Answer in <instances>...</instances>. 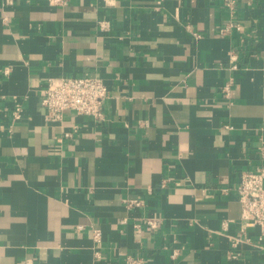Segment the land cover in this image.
Returning a JSON list of instances; mask_svg holds the SVG:
<instances>
[{
	"label": "crops",
	"instance_id": "crops-1",
	"mask_svg": "<svg viewBox=\"0 0 264 264\" xmlns=\"http://www.w3.org/2000/svg\"><path fill=\"white\" fill-rule=\"evenodd\" d=\"M6 1L0 264H264L233 190L261 163L264 0ZM82 76L107 85L105 120L47 121L46 80Z\"/></svg>",
	"mask_w": 264,
	"mask_h": 264
},
{
	"label": "built area",
	"instance_id": "built-area-1",
	"mask_svg": "<svg viewBox=\"0 0 264 264\" xmlns=\"http://www.w3.org/2000/svg\"><path fill=\"white\" fill-rule=\"evenodd\" d=\"M105 6H114L115 0H103ZM50 5H64V0H48ZM7 4L11 1L7 0ZM230 15H233L235 4L232 0H225ZM100 28L104 29L106 23H100ZM239 30L238 24L235 25ZM231 61L230 69L236 71L238 65L236 56H229ZM5 70L4 74H8ZM225 95L228 94V87L223 89ZM109 96L107 85L99 78L82 77H56L46 80L45 86L41 91L40 105L44 109V117L49 122H61L64 116L72 113L77 116L89 117L96 122H103L105 116L103 106ZM22 106L16 102L12 109L13 120H18L21 116ZM227 128H231L228 127ZM67 134L66 136H68ZM258 155L261 163L253 170H244L239 173L237 183L233 190L237 195L238 203L241 207V219L245 227H256L259 229L260 237H264V141L258 148ZM226 191V190H225ZM138 206V202H129V205ZM146 225L149 229L157 228L156 219H146ZM226 226V224H224ZM243 232V230L241 231ZM93 240L96 243L101 242V232L99 229H93ZM241 240L234 238L232 246L237 245ZM174 256V254H173ZM230 258H234L233 253H229ZM127 264H143V260L137 257L129 256L126 258Z\"/></svg>",
	"mask_w": 264,
	"mask_h": 264
}]
</instances>
